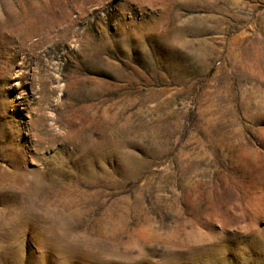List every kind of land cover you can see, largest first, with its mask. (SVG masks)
Here are the masks:
<instances>
[{
  "label": "rangeland",
  "instance_id": "rangeland-1",
  "mask_svg": "<svg viewBox=\"0 0 264 264\" xmlns=\"http://www.w3.org/2000/svg\"><path fill=\"white\" fill-rule=\"evenodd\" d=\"M0 264H264V0H0Z\"/></svg>",
  "mask_w": 264,
  "mask_h": 264
}]
</instances>
